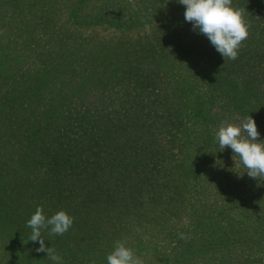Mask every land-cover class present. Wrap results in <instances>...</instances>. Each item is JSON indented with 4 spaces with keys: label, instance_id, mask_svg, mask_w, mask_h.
Wrapping results in <instances>:
<instances>
[{
    "label": "rangeland",
    "instance_id": "obj_1",
    "mask_svg": "<svg viewBox=\"0 0 264 264\" xmlns=\"http://www.w3.org/2000/svg\"><path fill=\"white\" fill-rule=\"evenodd\" d=\"M33 1L0 0V264H53L30 241L37 207L74 218L42 231L63 264H107L117 242L141 264H264V178L217 148L228 100L207 96L216 76L246 88L242 120L264 128V0H231L249 33L235 61L178 0ZM73 118L98 126L90 146L59 130Z\"/></svg>",
    "mask_w": 264,
    "mask_h": 264
},
{
    "label": "clouds",
    "instance_id": "obj_2",
    "mask_svg": "<svg viewBox=\"0 0 264 264\" xmlns=\"http://www.w3.org/2000/svg\"><path fill=\"white\" fill-rule=\"evenodd\" d=\"M178 2L185 7V22L192 24L193 31L204 35L225 61H235L238 58L240 46L249 33L243 13L231 6V0ZM260 135L256 121L251 116L245 117L239 124L222 123L215 132L220 152L226 147L230 148L246 169L247 176L254 180L264 178V140L260 139ZM73 223L74 218L65 211L46 217L43 209L37 207L26 226L31 229L30 241L40 245L36 251L46 253L53 264H63L62 257L52 247L46 246L42 231L47 229L50 234L63 235ZM107 264H141V261L131 248L123 242H117L107 256Z\"/></svg>",
    "mask_w": 264,
    "mask_h": 264
},
{
    "label": "trees",
    "instance_id": "obj_3",
    "mask_svg": "<svg viewBox=\"0 0 264 264\" xmlns=\"http://www.w3.org/2000/svg\"><path fill=\"white\" fill-rule=\"evenodd\" d=\"M210 54H211V52H210ZM216 61H215V63H216ZM213 66L216 67V65H213ZM215 67H213V72H215ZM200 68H202V67H200ZM201 70H205V68L203 67ZM208 73H210V72H208ZM84 76H85V74H84ZM84 76L80 79L82 81L81 85H78L76 88H74L75 92L76 91H80L82 86H83V83L87 82L88 79L90 78V76H87L85 78H84ZM212 80H214V82L210 86L211 88H210V90H208L207 96H209V98L212 99L213 97H215V94L217 93L218 97H216V100L217 99H219L220 101L228 100V102L226 104H224V105L222 104L221 105L222 106L221 109L219 108L217 113L215 115H213V118H214L213 124L216 123L218 125V123H223V122H226V121L228 123H231V124H239L242 121V118H243L244 114L246 115V111H244L245 105H247V108L250 107V105L247 103V101L245 99V95L243 94L244 90L246 91V88L243 89V93L241 94L240 91L237 89L236 83L228 82L225 79V77L220 79V77L216 76V78L213 77ZM67 84L70 85L71 87L73 86V82L70 79V76H69V81L67 80ZM209 93H210V95H209ZM230 98H232V100H233V108H230V112H232L231 116L221 115V113L224 110H228L229 106H231V103L229 102ZM250 109H251V107H250ZM251 111H253V110L251 109ZM253 119L255 121H257L255 118H253ZM220 120H221V122H220ZM68 121H70V122L66 123L65 126H59L60 125V123H59V125H56V127L54 126V128H57L59 126V130L64 131V133H66L67 137H71L72 141L74 140V136H72L71 134H72V131L75 130L74 128L77 127L78 128L77 130H80L82 128V130H83L82 135L83 136L80 138L81 140H79V143H82L83 144V145L81 144L82 146H84V145L85 146H87V145L90 146V143H92V142H91V140L88 141V137H91L92 134L94 133V131H97L96 127H98V126L96 124H93V123H91L89 121H84L82 119H74L73 118V119H69ZM219 126L220 125H218V127ZM257 127H258V131L260 132V134L264 135V128L262 127V125L257 123ZM98 132H99V128H98V131L96 133H98ZM40 136H41V134L39 136L38 135H33V134L22 135L21 138L25 142V148H28V149L34 148L35 147V143L38 144V143H41V141H44V140L41 139ZM56 140H59V139L56 138ZM12 141L13 140L6 141L5 142V146H8V148H11V145H13ZM76 142H77V140L74 141V143H76ZM44 143L46 145L45 141H44ZM217 148H218V146H217ZM228 150H231V149L229 148ZM56 151L57 150H54V151H51V152H52V156H53L54 160L58 161L59 154L56 153ZM34 165H38V164H34ZM239 166L243 167L240 163H239ZM238 170H240V169H238ZM238 174H239V172L236 173V176H238Z\"/></svg>",
    "mask_w": 264,
    "mask_h": 264
}]
</instances>
